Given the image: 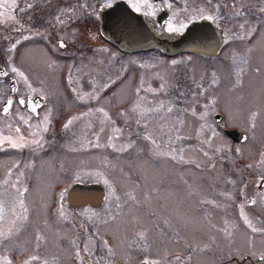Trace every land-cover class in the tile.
Segmentation results:
<instances>
[{
	"label": "flooded vegetation",
	"instance_id": "af4514ba",
	"mask_svg": "<svg viewBox=\"0 0 264 264\" xmlns=\"http://www.w3.org/2000/svg\"><path fill=\"white\" fill-rule=\"evenodd\" d=\"M10 2V15L4 16L3 10L7 6L0 0V49L7 33L27 37L46 33L50 34L49 44L53 48L67 50L70 56L76 55L72 58L78 68L79 60L96 57V49L111 50L114 56H106L112 61L108 71L114 74L116 70L117 74L100 79L96 75H73L70 74V65L59 76L46 78L41 89L22 90L19 81L9 77V69L0 62V67L7 70L5 76L0 75V120L7 128H0V154L9 149L16 155L19 148L11 147L8 140L20 142V137L35 149L52 140L74 141L83 146H93L99 141L129 146L131 137H134L132 140H140L138 136L144 131L147 121L152 122L155 128L151 131L153 137L148 138L154 144L211 147L227 139L237 147L233 162L227 164L226 172L223 171L233 176L230 181L233 190H204L207 196L200 206V210H207L211 204L217 206L215 213L210 215L211 219H200L202 223L213 226L211 243L204 240L202 251L193 246L194 239L186 235L185 227L187 218L193 217L194 205L190 208L185 206L182 218L177 221V232H184L185 237L174 233L162 241L164 255L171 261L162 262L158 256L162 252L146 240L139 241L143 249L130 264H258V260L249 255V250L251 248L258 254L264 251V234L252 232L244 223L241 211L254 226L264 228V184H261L264 177V75L246 74L247 66L264 71V0ZM33 2L38 5L36 16L30 13ZM134 5L139 6L140 11ZM201 10L205 16H213L214 20L201 19ZM143 20L166 31H169V22L175 27L186 25L176 33L188 31L190 46L175 54H166L158 46L130 47L127 50L104 35L120 33L119 27L122 26L134 28ZM27 39L16 36L12 42ZM60 41L64 47H60ZM201 43L203 46L200 47ZM200 49L206 51H196ZM172 59L178 67L190 64L195 80L191 75H183L171 80L170 90L130 96L129 78L142 89L145 82L154 80L157 72H171L174 67L166 65L167 60ZM65 64L70 63L67 61ZM210 69L217 73L210 75ZM11 81H14V87H11ZM155 81V85H160V79ZM220 82L227 88L224 89L226 96L212 90ZM248 88L256 90V96L249 100L248 105L233 111L231 98ZM36 96L41 99L28 101L29 97ZM9 99L13 105L5 114L4 104ZM22 99L26 101L24 104L19 103ZM31 104L36 105L35 111ZM97 109L107 112L108 118ZM151 112L152 116L149 115ZM238 115L243 120L237 119ZM45 116L48 117L47 124ZM70 119L72 124L65 128ZM99 120L104 122L99 123ZM45 127L47 131H44ZM224 128H236L243 134L233 138L225 133ZM34 140L40 144H34ZM75 181L93 182L75 179L72 183ZM19 189L24 190L22 186ZM67 191L56 198L57 207L66 203L73 209L93 212L104 203L95 208L90 204L73 206L67 200ZM105 192L106 199L107 190ZM209 199L212 202H208ZM155 226L143 224L142 233L146 238H151L156 232ZM100 233L96 236L109 238L112 230L101 228Z\"/></svg>",
	"mask_w": 264,
	"mask_h": 264
},
{
	"label": "rangeland",
	"instance_id": "374dc122",
	"mask_svg": "<svg viewBox=\"0 0 264 264\" xmlns=\"http://www.w3.org/2000/svg\"><path fill=\"white\" fill-rule=\"evenodd\" d=\"M10 1L2 0L7 6L3 10L4 16L10 15ZM37 9V3H31L30 13L36 16ZM5 35L0 62L9 69V77L19 81L22 90L41 89L46 78L59 76L70 65V74L73 75H96L100 79L117 74L116 70L114 74L108 71L112 61L106 56H114L111 50L96 49V57L79 60L78 68L72 58L76 55L70 56L67 50L62 51L49 44L50 34L38 33L28 37L23 34ZM16 36L28 39L13 43ZM67 61L70 64L64 65ZM174 62V59L167 60L166 66L174 69L157 72L154 80L145 82L142 89L129 78L130 96L170 90L171 80L183 75H191L195 80L190 64L178 67ZM13 67L25 74L27 82L11 71ZM247 67V75H264V71ZM215 72L214 69L209 70L210 75ZM156 79H160V85H155ZM224 89L227 88L223 82L212 87L215 92L226 96ZM255 92L248 88L233 96L231 109L234 111L248 105L249 100L256 96ZM149 115L152 116V112ZM236 117L243 120L240 115ZM103 122L99 120V123ZM143 127L146 134L142 131L138 136L140 140H132L134 137H131L129 146H114L102 141L93 146H83L74 141L52 140L39 149L25 144L17 149L16 155L9 149L1 153L0 201L5 203L6 217L0 222V227L6 233L9 228L12 231L6 237H0V264H5V261L25 264L32 257L38 259L31 260V264H130L143 249L139 241L146 240L162 252L158 255L162 262L171 261L164 255L162 241L174 233L185 237L184 232H177V221L182 218L185 206L190 208L193 205L194 214L192 218H187L185 232L194 239L193 246L197 251L204 250L203 241L210 244V235L214 232L213 226L202 223L200 219H211L217 209L211 204L207 210H200L202 199L207 196L204 190H233L230 182L233 176L225 175L223 171L226 172L227 164L233 162L237 147L227 139L211 147L154 144L148 139L153 137V123L147 121ZM0 128L7 129L2 120ZM75 179L104 184L107 196L100 208L90 212L73 209L66 203L63 207L56 206V198L64 195L67 186ZM12 185L27 189L21 197L28 210L25 214L27 219H17L12 214L13 207L17 215L23 212L17 204L19 194ZM145 223L156 224V232L151 238L140 235ZM101 228L112 230L111 236L97 237ZM209 249L212 247L209 246Z\"/></svg>",
	"mask_w": 264,
	"mask_h": 264
},
{
	"label": "water",
	"instance_id": "95a60500",
	"mask_svg": "<svg viewBox=\"0 0 264 264\" xmlns=\"http://www.w3.org/2000/svg\"><path fill=\"white\" fill-rule=\"evenodd\" d=\"M119 29L121 31L120 33L104 35L112 39V41L122 49L128 50L131 49L130 47L158 46L163 52L174 54L186 50L190 46L188 31L183 33L170 32L144 20L134 28L122 26L119 27ZM199 46L201 47L203 44L201 43ZM196 51L204 52L206 50L200 49ZM5 73H7V70L0 67V75L5 76ZM13 84L14 81H11V87H14ZM39 98L38 96L34 98L29 97L28 101L37 100ZM31 105L34 106L35 104ZM4 106L6 107V104H4ZM224 131L233 138H238L239 134H243L236 128H224ZM261 184H264V180L261 181ZM105 195V187L100 182H74L68 188L67 200L73 206L90 204L92 208H95L103 203Z\"/></svg>",
	"mask_w": 264,
	"mask_h": 264
},
{
	"label": "snow or ice",
	"instance_id": "6c2138e0",
	"mask_svg": "<svg viewBox=\"0 0 264 264\" xmlns=\"http://www.w3.org/2000/svg\"><path fill=\"white\" fill-rule=\"evenodd\" d=\"M148 6L151 7V5H148ZM134 7L136 8L137 11H140V7H139V6L134 5ZM262 11H264V9H262ZM146 14H148V13H146ZM152 14H154V13H152ZM237 14H239V13H237ZM199 15H200V18H201V19H206V20H209V21L214 20V17L211 16V15H207V16H205V15L203 14V10L200 11ZM185 26H186V25L181 24L180 27H175V26H173V25L171 24V22H169V24H168V30H169V31H172V32H180ZM25 39H27V37H25ZM13 47H15V45H13ZM60 47H64V43H63V41L60 42ZM11 71H12L13 73H16L19 77L23 78V79L25 80V82H27V79H28V78L25 76V74H24L23 72H20L17 68H14V67L11 69ZM6 74H7V73H5V75H6ZM29 87H30V86H29ZM13 90L15 91V89H13ZM89 95H91V94H89ZM80 99H83V97H80ZM25 102H26V101L23 100V99L19 101L20 104H24ZM5 103H6V107H4L3 112L6 114V113L9 111V109L12 107V105H13V101H12L11 99H9V100H7ZM32 110H33V111L36 110V105L33 106ZM97 111H98V112H102L103 115H104V117H105L106 119L108 118V113L105 112L103 109H97ZM169 111H171V109H169ZM73 119H76V118H73ZM47 122H48V117L45 116V124H47ZM72 122H73V120L70 119V120L64 125V127H65V128H68V126L71 125ZM47 130H48L47 127H45V128H44V131H47ZM19 131H20V130L17 129V132H19ZM8 143H9L10 146L13 147V148H22V147L26 146L23 137H20V142L13 141V140H8ZM33 143L39 145V144H40V141H38V140H34ZM262 180H264V177H262ZM5 183H7V181H5ZM105 183H107V181H105ZM12 187H13V188H16V185H12ZM16 191H17V193L19 194L18 197H17V204H18V206H19L21 209H23V212H22L20 215H17V213H16V208L13 207V208L11 209L12 214H13L14 216H16L17 219H27V216H26L25 214L27 213L28 210H27V208L25 207L24 200L21 198V197H23L24 192H26L27 189H24L23 191H21L19 188H16ZM253 203H255V201H253ZM241 216H242V218H243V220H244V223L247 225V227H248L249 229H251L252 232H254V233L259 232V233H261V234H264V228H257L256 226H254L253 223H252V222L247 218V216L243 213V211H241ZM5 217H6L5 203H4V201H0V222H3V221L5 220ZM13 225H15V221H13ZM11 231H12V228H9V229H8V232L6 233V232L3 230V228L0 227V237H6L7 234L10 233ZM140 235H141V237L143 238V233H141ZM38 239H39V237H38ZM77 255H79V253H77ZM249 255H251L253 258H256V259L258 260V264H264V251H261V252L258 254L256 251H254V250H252V249L250 248V250H249ZM36 259H38V257H32V258H31V260H36ZM31 260L25 261V264H31ZM5 264H11V262H10V261H5ZM45 264H46V262H45ZM145 264H147V262H145Z\"/></svg>",
	"mask_w": 264,
	"mask_h": 264
}]
</instances>
